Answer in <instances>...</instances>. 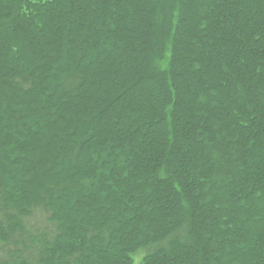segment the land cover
<instances>
[{
    "label": "trees",
    "instance_id": "obj_1",
    "mask_svg": "<svg viewBox=\"0 0 264 264\" xmlns=\"http://www.w3.org/2000/svg\"><path fill=\"white\" fill-rule=\"evenodd\" d=\"M0 264H264V0H0Z\"/></svg>",
    "mask_w": 264,
    "mask_h": 264
},
{
    "label": "rangeland",
    "instance_id": "obj_2",
    "mask_svg": "<svg viewBox=\"0 0 264 264\" xmlns=\"http://www.w3.org/2000/svg\"><path fill=\"white\" fill-rule=\"evenodd\" d=\"M100 88H102V87H101V86H99V87L97 88V91H99V89H100Z\"/></svg>",
    "mask_w": 264,
    "mask_h": 264
}]
</instances>
